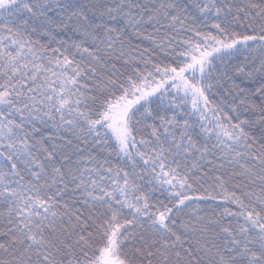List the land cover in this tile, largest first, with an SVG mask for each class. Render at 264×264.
Listing matches in <instances>:
<instances>
[{
    "label": "snow or ice",
    "instance_id": "1",
    "mask_svg": "<svg viewBox=\"0 0 264 264\" xmlns=\"http://www.w3.org/2000/svg\"><path fill=\"white\" fill-rule=\"evenodd\" d=\"M0 264H264V0H0Z\"/></svg>",
    "mask_w": 264,
    "mask_h": 264
}]
</instances>
